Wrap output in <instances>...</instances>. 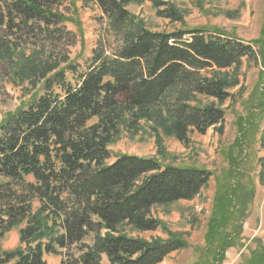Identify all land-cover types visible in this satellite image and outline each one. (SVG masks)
Returning <instances> with one entry per match:
<instances>
[{
	"label": "trees",
	"instance_id": "1",
	"mask_svg": "<svg viewBox=\"0 0 264 264\" xmlns=\"http://www.w3.org/2000/svg\"><path fill=\"white\" fill-rule=\"evenodd\" d=\"M146 1L159 16L183 21L168 0H0V64L15 87L31 91L0 121V238L19 227V245L0 249V264H47V254L61 255V264H103L104 257L160 264L186 248L151 209L194 199L212 172L115 154L110 145L145 125L157 145L163 135L186 145L194 132L224 133V105L245 90L243 61L260 59V118L239 119L241 136L227 150L205 234L210 257L197 264H223L237 244L234 221L250 197L238 195L235 180L243 173L247 124L259 129L264 118V25L253 42L219 27L152 31L128 8ZM78 2L101 12L98 40L83 62L70 57L79 41L69 27ZM258 162L264 182V156ZM159 229L167 239L139 236ZM255 242L238 264H264V245Z\"/></svg>",
	"mask_w": 264,
	"mask_h": 264
},
{
	"label": "rangeland",
	"instance_id": "2",
	"mask_svg": "<svg viewBox=\"0 0 264 264\" xmlns=\"http://www.w3.org/2000/svg\"><path fill=\"white\" fill-rule=\"evenodd\" d=\"M167 1V0H166ZM181 12L183 21H173L161 17L152 3H131L128 8L145 27L152 31L171 33L179 29H194L214 27L222 28L245 42L257 39L264 25V0H168ZM235 11V12H234ZM227 12H234L228 16ZM101 12L94 5L84 6L78 2L77 14L73 15L75 22L69 27L77 32L78 43L70 48L71 59L83 62L90 57L98 40L101 26ZM261 60L244 59L241 70V80L245 90L241 96H236L233 102L227 101L224 133H219L211 127L205 134L194 132L190 142L182 144L173 136L163 135L161 145H157L156 137L146 128L137 134L125 132L110 149L115 154H131L143 157H154L162 165L195 166L206 168L212 172L208 185L192 200L178 201L169 205H155L151 215L159 219L173 233L184 238L189 245L186 248L171 253L160 264H197L201 258L210 257L206 250L205 234L209 219L212 216L214 200L219 188V177L228 168L227 150L240 137L239 119L244 123L260 118V111L254 106L256 87L262 70ZM234 92L237 88L233 89ZM31 91L25 94L21 87H15L10 81L8 67L0 64V121L10 111L18 108L30 99ZM252 100V101H251ZM247 124V135L244 139L246 152L242 155L243 173L235 180L238 184V195L250 200L246 203L244 215L234 221L241 233L235 246L226 251L223 264H238L244 254L257 246L255 239L264 245V182L260 179L261 171L258 159L264 156V141L261 135L264 128V118L261 127ZM164 148V153L159 150ZM232 231V227L228 228ZM139 236L149 241L167 239L161 230L139 233ZM90 240V239H88ZM19 245V227L10 230L0 238V249H12ZM47 264H61L62 256L47 254ZM103 264H110L106 257Z\"/></svg>",
	"mask_w": 264,
	"mask_h": 264
}]
</instances>
